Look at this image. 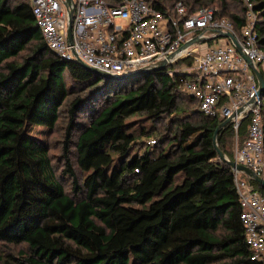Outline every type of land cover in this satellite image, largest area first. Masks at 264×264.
Instances as JSON below:
<instances>
[{
	"label": "trees",
	"instance_id": "16d2710c",
	"mask_svg": "<svg viewBox=\"0 0 264 264\" xmlns=\"http://www.w3.org/2000/svg\"><path fill=\"white\" fill-rule=\"evenodd\" d=\"M143 1L172 15L177 3L211 8L238 35L245 24L242 0ZM251 2L264 50V0ZM261 118L264 130V106ZM221 121L167 68L115 81L53 55L28 0H0V264H264L213 147ZM58 129L54 155L43 136ZM216 141L233 160L230 124Z\"/></svg>",
	"mask_w": 264,
	"mask_h": 264
},
{
	"label": "built area",
	"instance_id": "2783aa9c",
	"mask_svg": "<svg viewBox=\"0 0 264 264\" xmlns=\"http://www.w3.org/2000/svg\"><path fill=\"white\" fill-rule=\"evenodd\" d=\"M72 2L69 45L62 0H28L36 26L53 55L74 62L75 54L83 63L117 76L165 61L168 74L177 73L179 87L196 100L202 115L229 119L225 126L230 124L234 132L233 160L264 180V90L257 94L258 81L247 61L230 39L219 36L233 35L264 82V50L257 45V13L251 0H242L246 12L240 35L232 21L216 17L211 8L187 14L186 7L177 3L172 15L143 0H120L115 6L105 0ZM196 37L197 42L187 44ZM246 119L247 136L239 142L238 130ZM232 171L246 245L252 260H262L264 194L254 190L241 173Z\"/></svg>",
	"mask_w": 264,
	"mask_h": 264
},
{
	"label": "water",
	"instance_id": "95a60500",
	"mask_svg": "<svg viewBox=\"0 0 264 264\" xmlns=\"http://www.w3.org/2000/svg\"><path fill=\"white\" fill-rule=\"evenodd\" d=\"M62 5L64 6V8L66 9V12H67L66 41L70 45L71 44V21H72V13H73V2H72V0H62ZM219 36H224V37H227L228 39H230V41L234 45L235 49L245 58V60L247 61L248 65L250 66L253 74L255 75V77L258 81L257 94L258 95L261 94L262 91L264 90V82L262 80V77H261L260 73L258 72V70L256 69L255 65L252 63V61H250L249 58L243 53V50H242L240 44L238 43V41L230 33H220ZM197 41H198V37L192 39L187 44L195 43ZM74 62L78 63L81 67L88 70L92 74L98 75V76L102 77L103 79H109V80H115V81L145 75V74H148L152 71L163 70L167 67V64L165 63V61H161V62L154 64V65H150V66H147L144 68H139V69H137L133 72L127 73L123 76H117V75H114V74H111V73H108L105 71H100L94 67H91V66L83 63L81 60H79L75 56V54H74ZM253 102L254 101L250 102V105H252ZM228 121H229V119H225V120L221 121L213 133L212 143H213V147L217 153L218 159L222 162L227 163L232 170H236L237 172L241 173L242 175L246 176L247 178L257 182L259 184V186L262 189H264V180L261 177L256 175L253 171H251L246 166L238 164L234 160L229 159L218 147V144L216 141V136H217L218 132L220 131V129H222Z\"/></svg>",
	"mask_w": 264,
	"mask_h": 264
},
{
	"label": "rangeland",
	"instance_id": "374dc122",
	"mask_svg": "<svg viewBox=\"0 0 264 264\" xmlns=\"http://www.w3.org/2000/svg\"><path fill=\"white\" fill-rule=\"evenodd\" d=\"M223 39H220L219 41H217L215 44H220L221 41ZM46 138L48 139V141L50 142V147H51V153H53L54 155H57L60 153V147H61V130L58 129L55 133L51 134V135H47V133L44 134L43 139ZM234 143V141H233Z\"/></svg>",
	"mask_w": 264,
	"mask_h": 264
}]
</instances>
